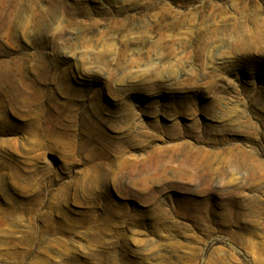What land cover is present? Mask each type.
<instances>
[{
    "label": "rangeland",
    "instance_id": "rangeland-1",
    "mask_svg": "<svg viewBox=\"0 0 264 264\" xmlns=\"http://www.w3.org/2000/svg\"><path fill=\"white\" fill-rule=\"evenodd\" d=\"M0 264H264V0H0Z\"/></svg>",
    "mask_w": 264,
    "mask_h": 264
},
{
    "label": "bare ground",
    "instance_id": "bare-ground-1",
    "mask_svg": "<svg viewBox=\"0 0 264 264\" xmlns=\"http://www.w3.org/2000/svg\"><path fill=\"white\" fill-rule=\"evenodd\" d=\"M200 152V151H199ZM205 153V152H204ZM210 154V153H209ZM237 155V154H236ZM243 159V158H242ZM206 160V159H205ZM209 166H210V164H209ZM211 168V167H210ZM221 168V167H220ZM209 203V202H208ZM108 206V205H107ZM111 206V205H110ZM113 207V206H112ZM110 208V207H109ZM108 208V209H109ZM188 208V207H187ZM113 209V208H112ZM114 210V209H113ZM112 210L110 209V212H111ZM191 211V210H190ZM110 214V213H109ZM115 214H116V212H115ZM118 214V213H117ZM230 214V213H229ZM118 216V215H117ZM228 216V215H227ZM233 216V215H232ZM111 217V216H110ZM201 217V216H200ZM223 217V216H222ZM112 219H114V218H112ZM223 220V219H222ZM205 221V220H204Z\"/></svg>",
    "mask_w": 264,
    "mask_h": 264
}]
</instances>
